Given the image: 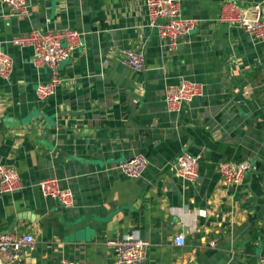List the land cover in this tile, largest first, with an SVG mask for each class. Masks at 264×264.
<instances>
[{"label":"crops","instance_id":"0c3cea01","mask_svg":"<svg viewBox=\"0 0 264 264\" xmlns=\"http://www.w3.org/2000/svg\"><path fill=\"white\" fill-rule=\"evenodd\" d=\"M179 1L199 23L174 50L147 26L146 0H28L29 17L0 2V52L13 62L0 78V118L16 122L0 131V164L23 186L0 193V236L35 239L9 264H115L106 242L128 234L148 242L141 264H264V43L218 21L225 2L249 17L259 5L264 18V0ZM64 29L82 34L81 46L39 101L49 72L10 39ZM124 49L143 53L142 73L121 64ZM180 80L202 95L169 113L164 90ZM184 151L200 156L193 183L175 173ZM137 154L147 166L129 179L117 164ZM241 161L250 164L243 183L223 184L217 165ZM47 178L72 192L71 207L41 195Z\"/></svg>","mask_w":264,"mask_h":264},{"label":"built area","instance_id":"2783aa9c","mask_svg":"<svg viewBox=\"0 0 264 264\" xmlns=\"http://www.w3.org/2000/svg\"><path fill=\"white\" fill-rule=\"evenodd\" d=\"M3 7L11 15L30 16L28 0H0ZM145 15L147 26L155 29L158 38L165 41L167 47L174 50L181 38L188 36L198 27V20L182 15L179 0H146ZM218 21L229 27L237 28L257 42L264 43V18L261 7L255 5L252 17L230 2L222 4ZM79 32L64 29L53 31L31 30L28 33L10 39V44L18 48L32 50L31 65L35 69H45L49 72V80L37 85L35 96L43 101L54 95L62 83L59 66L68 60L81 46ZM120 62L133 73L145 70V58L142 52L124 49L120 54ZM12 59L0 52V78L7 80L12 71ZM202 95L200 84L188 80H180L177 84L164 90L163 101L169 113H179L184 105ZM199 155L183 153L175 161V173L183 181L193 183L199 178ZM147 166V159L137 154L129 160L117 164V169L129 179L140 178ZM250 164L241 162H220L217 172L227 186L237 187L243 183ZM23 188L16 171L8 165L0 164V193L12 194ZM37 188L45 198L53 199L62 208L73 205V194L69 190L60 189L56 178H47L37 183ZM35 239L30 233L0 236V264L19 261L26 250H31ZM174 244L183 246L182 236L174 238ZM106 246L115 255V264H141L145 260L148 242L138 235L128 234L121 238L108 240ZM57 264H76L61 258Z\"/></svg>","mask_w":264,"mask_h":264},{"label":"water","instance_id":"95a60500","mask_svg":"<svg viewBox=\"0 0 264 264\" xmlns=\"http://www.w3.org/2000/svg\"><path fill=\"white\" fill-rule=\"evenodd\" d=\"M182 39V38H181ZM16 123L12 118H0V131H3L7 126ZM186 153V151L180 153L179 155Z\"/></svg>","mask_w":264,"mask_h":264}]
</instances>
